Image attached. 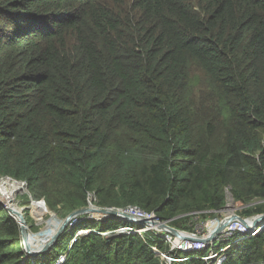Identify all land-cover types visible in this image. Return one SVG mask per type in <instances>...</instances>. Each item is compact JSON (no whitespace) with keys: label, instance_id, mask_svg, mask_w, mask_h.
Listing matches in <instances>:
<instances>
[{"label":"trees","instance_id":"1","mask_svg":"<svg viewBox=\"0 0 264 264\" xmlns=\"http://www.w3.org/2000/svg\"><path fill=\"white\" fill-rule=\"evenodd\" d=\"M6 175L62 217L92 195L193 231L227 191L264 213V0H0ZM78 218L30 257L0 204V264H167L159 235L114 231L142 224ZM223 246L171 264H264V229Z\"/></svg>","mask_w":264,"mask_h":264},{"label":"built area","instance_id":"2","mask_svg":"<svg viewBox=\"0 0 264 264\" xmlns=\"http://www.w3.org/2000/svg\"><path fill=\"white\" fill-rule=\"evenodd\" d=\"M0 186H2L4 189H12L13 192H16L20 187H24V189L27 191V194L29 195V198H30L29 205H31V203L34 201L37 202L40 200V199L34 200L31 197V195L29 194L28 189H27V184L24 180H17V179H14L13 177L7 176V175L6 176H0ZM90 196L92 197V203H93L95 198L92 195H90ZM90 196H89V198H90ZM89 198H88V200H89ZM88 203H89V201H88ZM0 204L7 211L11 205H16L14 202L11 204H6L2 200L0 201ZM44 205H45V203H43V206ZM16 206H18V205H16ZM90 206H93V205L91 204ZM18 207H21V206H18ZM22 207H24L23 216H24L25 223H26V231L29 235V233H30L29 227L27 225V220L25 218V210L28 209L29 207L26 205H23ZM44 208L46 209V207H44ZM113 209H115L119 213L130 215V216L136 217L138 219L149 220V221L158 222V223L161 222V223H165V224L169 225L168 220H165V221L160 220L153 212H148V211L142 210L135 205H126L124 207H115ZM30 210H31L30 215H31V217H33L32 209L30 208ZM35 213H38V212H35ZM81 214H84V213H81ZM86 214L88 215V213H86ZM253 217L254 216L251 215V216H248L246 218V221L250 222L249 226H246L239 219H233L219 233L215 234L212 238L207 239V240H204L202 238L207 237L209 234L212 233L213 230H211V231L208 229H207V231L203 230V231H201V235L198 236V235H196V233H198V231L196 230V227L198 224L196 225L195 229L192 232H187V231H184L182 229H179V231L181 232L180 237H175L172 233H170L167 230H164L163 228H159L157 225L156 226H150V225L142 224L141 228H132L131 226H119L114 231L118 232V233H126V234L127 233H138L140 236H142L145 232L150 231L153 235H155V234L159 235L162 238V240L168 244V248L166 250H160L154 245H152L151 248L167 264H171V262H173V261L183 260L184 258L180 257L181 255H179V254H182L184 252H189V251H198V250L207 249V248H209L208 254L202 258L207 263H209L213 260L219 259L223 255L224 251L229 246L228 245V246L220 247L219 250L215 251L213 249L214 243L215 244L224 243L223 242L224 238H226L228 236H230L232 238L233 236L238 234L241 237H244L247 235L246 233H249V235H253V234L264 229V221H261V222L257 223L256 225L252 224ZM87 218L101 219V218L91 217V216L87 217ZM78 219H79L78 215H76L71 220H72V222H75ZM249 219H251V220H249ZM32 222H33L32 224H34L33 220H32ZM201 223H203V222H201ZM88 232H89L88 228H79L75 232L74 237L77 235H81V234H87ZM190 235L197 237V238L196 239L187 238V236H190ZM230 239H228V240H230ZM65 257H66V254L60 255L58 260L55 262V264L62 262Z\"/></svg>","mask_w":264,"mask_h":264},{"label":"rangeland","instance_id":"3","mask_svg":"<svg viewBox=\"0 0 264 264\" xmlns=\"http://www.w3.org/2000/svg\"><path fill=\"white\" fill-rule=\"evenodd\" d=\"M0 190H1L0 191V200L4 201L6 204H11L12 198H14V203L16 205H18V206L26 205L29 207L28 209L25 210V218L27 220V225L29 227V232H30L29 235H27V240H28L29 245L31 247L40 248L48 240V237H50L55 232L56 227H58L60 225V222L64 217L57 215L55 212L50 211L45 205L43 206L42 202H41V204H40V202H37V203L32 202L31 205H29L30 198H29V195L27 194V191L24 189V187H20L16 192H13L11 189H4L2 186H0ZM88 201H89V203H87V205L92 204L93 207L115 208V207H103L100 205L96 206L95 204L92 203V197L91 196H90ZM44 207H46V209ZM30 208L32 209L33 217H31V215H30V211H31ZM239 209H241V207H238L235 205L233 198L231 197L229 192H227L226 204H225V207L221 211H219L220 215L209 218V219L205 220L203 223H199L196 227V230L198 231V233H196V235L199 236V235H201V231H203V230L207 231V229L210 230V228L215 227L216 222L221 221L226 216H229L231 214H237ZM35 212H38V213H35ZM87 213H88L87 217H90V216L91 217H97V218L108 217V216L104 215L103 213H98V214H96L97 212L96 213L87 212ZM243 218L246 219L247 217H243ZM32 220L34 221V224H32L33 223ZM249 220H251V219H249ZM111 221L114 223H118L117 221H114V220H111ZM71 222H72V220L69 221V223L67 225H70ZM88 224L89 225L93 224L91 226L101 228L103 225V222L98 221V222L88 223ZM66 227H68V226H66ZM184 231L192 232L189 230H184ZM246 234L249 235V233H246ZM74 235H75V232H74ZM40 236H43L44 241L41 240V242L38 243L37 241L40 239ZM30 237L35 238L36 242H34V243L30 242V239H29ZM73 238H74V236H73ZM230 238H231L230 236L224 238L223 242L227 241Z\"/></svg>","mask_w":264,"mask_h":264},{"label":"water","instance_id":"4","mask_svg":"<svg viewBox=\"0 0 264 264\" xmlns=\"http://www.w3.org/2000/svg\"><path fill=\"white\" fill-rule=\"evenodd\" d=\"M39 201H41L42 203H45L44 199H42V198ZM23 209H24V207H18L16 205H11L8 208V213L10 216L15 218L16 222L18 223L23 250L25 252V255L30 256V257L31 256L32 257L37 256V255H40V254L46 252L57 241L58 237L64 231L68 222L74 216L81 214V213H87V212L103 213L106 216H115V217L121 218V219L126 220V221H130V222H134V223H142V224H146V225H150V226H156L157 225L159 228H163L164 230L169 231L175 237H180V235H181V232L177 228H174L168 224L161 223V222L160 223L152 222L149 220H142V219H138L136 217L130 216V215L119 213L118 211H116L113 208H97V207L90 206L88 204L87 206L76 209V210L70 212L67 216H65L61 220L60 225L58 227H56L55 232L48 238V240L44 243V245H42L40 248H34V247H31L29 245V242L27 240L28 233L26 231V223H25V219L23 216V213H24ZM233 219L241 220L246 226H249V224H250L249 222L246 221V219L240 217L239 215L231 214V215L223 218L219 222L218 226L212 231V233L209 234L207 237H204L202 239L207 240V239L212 238L215 234L219 233ZM262 220H264V213L254 216L253 220H252V224L256 225L258 222H260ZM187 238L196 239L197 237L190 235V236H187Z\"/></svg>","mask_w":264,"mask_h":264},{"label":"bare ground","instance_id":"5","mask_svg":"<svg viewBox=\"0 0 264 264\" xmlns=\"http://www.w3.org/2000/svg\"><path fill=\"white\" fill-rule=\"evenodd\" d=\"M12 190V189H11ZM13 191V190H12ZM1 201V200H0ZM14 202V198H12V203ZM98 214V213H97ZM248 222V221H247ZM218 224H219V222H216V226L215 227H212V228H210V231L211 230H214L217 226H218ZM263 227V226H262ZM192 236V235H191ZM49 238V237H48ZM30 239V242H32V243H34V242H36V239L35 238H32V237H30L29 238ZM41 240H43L44 241V238H43V236H40V239L37 241L38 243H40L41 242Z\"/></svg>","mask_w":264,"mask_h":264},{"label":"clouds","instance_id":"6","mask_svg":"<svg viewBox=\"0 0 264 264\" xmlns=\"http://www.w3.org/2000/svg\"><path fill=\"white\" fill-rule=\"evenodd\" d=\"M41 199V198H40ZM39 200V199H38ZM46 205V204H45ZM23 206V205H22ZM21 206V207H22ZM47 207V206H46ZM85 207V206H84ZM79 215V214H78ZM239 215V214H238ZM256 215H258V214H254V215H252V216H256ZM240 216V215H239ZM109 217H115V216H109ZM241 217V216H240ZM246 217H248V216H246ZM243 218V217H242ZM245 219V218H244ZM16 221V220H15ZM262 221H264V220H262ZM218 222H220V221H218ZM261 222V221H260ZM69 223V222H68ZM259 223V222H258ZM139 224H142V223H139ZM171 226V225H170ZM173 227V226H172ZM174 228H176V227H174ZM178 230H179V228H177ZM184 230V229H183ZM227 242V241H226ZM225 243V242H224ZM66 254V253H65ZM63 255V254H62Z\"/></svg>","mask_w":264,"mask_h":264}]
</instances>
